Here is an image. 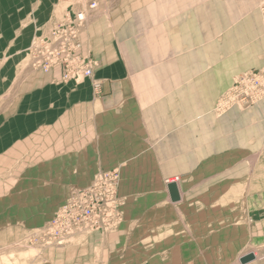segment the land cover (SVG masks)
Wrapping results in <instances>:
<instances>
[{"label": "crops", "instance_id": "0c3cea01", "mask_svg": "<svg viewBox=\"0 0 264 264\" xmlns=\"http://www.w3.org/2000/svg\"><path fill=\"white\" fill-rule=\"evenodd\" d=\"M88 1L29 0L8 19L10 54L21 58L36 31ZM259 2L102 0L80 49L98 61L100 96L90 79L61 82V66L21 75L22 107L38 109V119L22 123L36 124L42 139L50 134L40 155L52 159L38 170L52 167L46 174L53 173L55 188L87 186L104 170L121 173L123 222L104 244L93 234L86 246L92 253L119 250L130 235L156 237L151 251L175 264V253L206 251L208 238L232 246L255 235V225L243 223L234 207L264 198V100L221 115L214 108L235 75L264 67ZM80 250L56 249L49 264H95V255Z\"/></svg>", "mask_w": 264, "mask_h": 264}, {"label": "rangeland", "instance_id": "374dc122", "mask_svg": "<svg viewBox=\"0 0 264 264\" xmlns=\"http://www.w3.org/2000/svg\"><path fill=\"white\" fill-rule=\"evenodd\" d=\"M28 1L0 0V264H49L54 250L67 248H79L80 250L82 247L84 248L80 250V256L87 257L90 255L93 257L95 255V264H166V253L151 251L156 248L158 240L156 237L130 235L125 241L123 240L124 242L122 241V247L119 250L104 251L101 249L96 251V254L86 248L90 245L93 234L99 235L97 245L104 244L105 236L114 233L123 222L125 198L119 193L120 171H100L94 175L87 186L58 189L54 187L53 173H50L51 175L46 174L50 172L52 167H46L43 171L38 170L41 163L49 162L52 157L40 155V153L48 152L45 145L50 140V134H47V138L43 136L42 139L36 124L33 123L29 126L22 123L24 117L32 116V119H38L36 117L38 109L29 110L28 113V110L22 107L24 100L20 88L23 79L21 75L24 72L42 71L32 65L31 44L38 37L46 38L63 14L68 11L83 10L86 12L87 18L81 28V37L90 15L101 9L102 0H89L84 8L64 10L62 16L51 28L48 27L45 32L36 31L31 44L22 56L20 55L21 58H18L19 55L14 57L10 54L12 47L9 48V46L12 44L13 38L9 33L12 34L13 29L8 27H11V20L8 19L9 17L12 18L15 12L28 8L30 5ZM263 1L260 0L258 9L264 23ZM92 2H97L95 8H90ZM27 23V20L22 22V24ZM84 55L93 58L90 53ZM93 59L96 63L95 73L98 61ZM263 70L264 67L253 68L235 75L229 88L218 99L214 112L221 115L235 106L249 109L264 100V97L252 100L245 93L232 99L230 93L235 81L245 72ZM94 73L92 77L70 81L80 84L90 79L94 90L93 81L98 80L101 82L102 88V81L95 78ZM60 81L70 82L63 81L62 77ZM94 93L98 97L101 92L96 93L94 90ZM37 96L32 97L31 100L38 102ZM30 128L33 132L28 136L27 133ZM26 136L27 138H25ZM101 172H115L118 175L115 186L108 189V201L101 204L103 208L102 215H100L101 222L107 221V223H111V226L108 229L98 231L77 230L69 236L64 235L66 231L64 230L57 236V231L64 229L53 226L58 210L76 191L91 186ZM103 198L105 199V197ZM234 209L239 210V219H242L243 223L251 222L257 228L253 238L240 237L232 246L223 243L222 239L213 244L209 242L212 239L208 238L204 247L206 251L186 253L185 256L183 253H175V264H242L240 258L250 252L254 253L255 259L245 264H264V198L262 199L261 194H259L249 202L241 200V203L235 205ZM177 240H181V238L176 237ZM236 248L238 250L234 251Z\"/></svg>", "mask_w": 264, "mask_h": 264}, {"label": "built area", "instance_id": "2783aa9c", "mask_svg": "<svg viewBox=\"0 0 264 264\" xmlns=\"http://www.w3.org/2000/svg\"><path fill=\"white\" fill-rule=\"evenodd\" d=\"M96 6L97 2L90 4V8ZM85 21L86 14L83 10L65 12L46 38L38 37L32 42L30 48L32 65L45 72L61 66L63 81L92 77L95 60L80 53L82 48L80 32ZM93 86L96 93L101 92L100 81H93ZM230 93L232 99L242 93L252 100L264 97V70L245 72L235 81ZM116 179L118 175L115 172H101L91 186L76 191L58 210L54 219V227L64 228L57 231V236L64 230H66L64 235L69 236L82 229L90 231L108 229L111 223L101 222L100 215L103 209L101 204L108 201V189L115 186Z\"/></svg>", "mask_w": 264, "mask_h": 264}, {"label": "water", "instance_id": "95a60500", "mask_svg": "<svg viewBox=\"0 0 264 264\" xmlns=\"http://www.w3.org/2000/svg\"><path fill=\"white\" fill-rule=\"evenodd\" d=\"M169 189H170V193H171V198L173 201H178L180 199V194H179V189L176 183H171L169 184ZM255 259V255L253 252L247 253L245 255H243L240 258V261L242 264L248 263L252 260Z\"/></svg>", "mask_w": 264, "mask_h": 264}, {"label": "bare ground", "instance_id": "6f19581e", "mask_svg": "<svg viewBox=\"0 0 264 264\" xmlns=\"http://www.w3.org/2000/svg\"><path fill=\"white\" fill-rule=\"evenodd\" d=\"M262 6V5H261ZM264 12V11H263ZM86 13V12H85ZM87 16V15H86ZM264 17V16H263ZM87 18V17H86ZM172 182V181H171ZM173 183H175V181L173 180Z\"/></svg>", "mask_w": 264, "mask_h": 264}]
</instances>
